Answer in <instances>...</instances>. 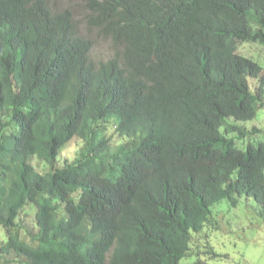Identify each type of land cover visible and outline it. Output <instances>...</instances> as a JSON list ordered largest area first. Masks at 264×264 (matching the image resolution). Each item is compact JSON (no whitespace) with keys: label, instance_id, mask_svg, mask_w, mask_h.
Segmentation results:
<instances>
[{"label":"trees","instance_id":"1","mask_svg":"<svg viewBox=\"0 0 264 264\" xmlns=\"http://www.w3.org/2000/svg\"><path fill=\"white\" fill-rule=\"evenodd\" d=\"M244 43L264 0H0V264L222 258L221 201L264 217V142L236 146L264 108Z\"/></svg>","mask_w":264,"mask_h":264},{"label":"rangeland","instance_id":"2","mask_svg":"<svg viewBox=\"0 0 264 264\" xmlns=\"http://www.w3.org/2000/svg\"><path fill=\"white\" fill-rule=\"evenodd\" d=\"M237 53L253 60L264 70V46L258 44H239ZM110 45L104 39L96 41L94 55L97 59L105 60L109 57ZM256 86L254 85V89ZM246 132L247 137L236 142L239 148L247 144L256 146L264 142V108L260 109L253 121L238 124ZM258 130L252 135V130ZM112 141V132H109ZM234 137L237 134L233 135ZM232 137V136H230ZM115 142V141H114ZM83 142L74 138L59 155V168L66 162L75 159L76 154L82 149ZM37 170H47L41 162L33 161ZM258 207L252 200L241 198L236 209H230L226 201H221L213 209V220L218 228L212 233L211 248L220 259L201 256L205 264H264V217L258 215ZM192 247V246H191ZM194 246L193 248H195ZM204 252V246L199 248ZM226 258V259H224ZM196 256L184 259L180 264H194Z\"/></svg>","mask_w":264,"mask_h":264},{"label":"clouds","instance_id":"3","mask_svg":"<svg viewBox=\"0 0 264 264\" xmlns=\"http://www.w3.org/2000/svg\"><path fill=\"white\" fill-rule=\"evenodd\" d=\"M108 136H110V134L108 133Z\"/></svg>","mask_w":264,"mask_h":264}]
</instances>
